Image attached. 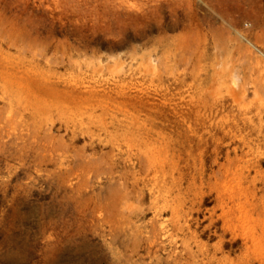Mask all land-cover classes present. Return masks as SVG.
I'll use <instances>...</instances> for the list:
<instances>
[{"label": "rangeland", "instance_id": "rangeland-1", "mask_svg": "<svg viewBox=\"0 0 264 264\" xmlns=\"http://www.w3.org/2000/svg\"><path fill=\"white\" fill-rule=\"evenodd\" d=\"M0 264H264V0H0Z\"/></svg>", "mask_w": 264, "mask_h": 264}, {"label": "bare ground", "instance_id": "bare-ground-1", "mask_svg": "<svg viewBox=\"0 0 264 264\" xmlns=\"http://www.w3.org/2000/svg\"><path fill=\"white\" fill-rule=\"evenodd\" d=\"M175 40H176V39H175ZM176 42H177V41H176ZM177 43H178V42H177ZM179 43H180V42H179ZM248 44H249V43H248ZM255 50H256V49H255ZM257 51H258V50H257ZM260 53H261V52H260ZM260 53H259V54H260ZM260 55L262 56V54H260Z\"/></svg>", "mask_w": 264, "mask_h": 264}]
</instances>
